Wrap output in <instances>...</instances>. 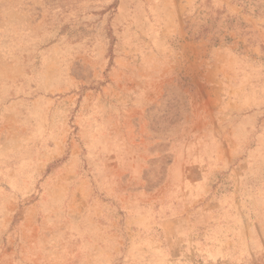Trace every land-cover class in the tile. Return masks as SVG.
Masks as SVG:
<instances>
[{
    "label": "rangeland",
    "instance_id": "obj_1",
    "mask_svg": "<svg viewBox=\"0 0 264 264\" xmlns=\"http://www.w3.org/2000/svg\"><path fill=\"white\" fill-rule=\"evenodd\" d=\"M0 264H264V0H0Z\"/></svg>",
    "mask_w": 264,
    "mask_h": 264
}]
</instances>
